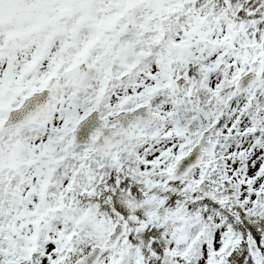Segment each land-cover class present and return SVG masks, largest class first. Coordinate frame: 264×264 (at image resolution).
I'll use <instances>...</instances> for the list:
<instances>
[{
    "label": "snow or ice",
    "instance_id": "obj_1",
    "mask_svg": "<svg viewBox=\"0 0 264 264\" xmlns=\"http://www.w3.org/2000/svg\"><path fill=\"white\" fill-rule=\"evenodd\" d=\"M0 264H264V0H0Z\"/></svg>",
    "mask_w": 264,
    "mask_h": 264
}]
</instances>
